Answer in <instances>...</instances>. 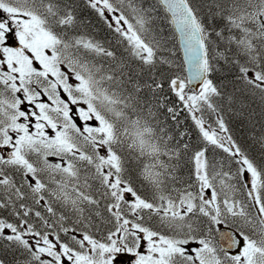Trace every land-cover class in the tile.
Segmentation results:
<instances>
[{"label": "snow or ice", "instance_id": "snow-or-ice-1", "mask_svg": "<svg viewBox=\"0 0 264 264\" xmlns=\"http://www.w3.org/2000/svg\"><path fill=\"white\" fill-rule=\"evenodd\" d=\"M0 264H264V0H0Z\"/></svg>", "mask_w": 264, "mask_h": 264}]
</instances>
